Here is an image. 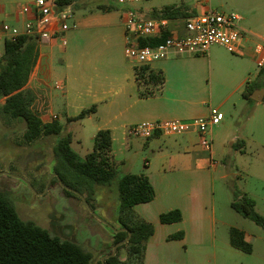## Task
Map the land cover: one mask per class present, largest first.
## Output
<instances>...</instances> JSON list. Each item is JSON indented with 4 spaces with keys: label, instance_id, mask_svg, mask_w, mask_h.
Listing matches in <instances>:
<instances>
[{
    "label": "crops",
    "instance_id": "obj_1",
    "mask_svg": "<svg viewBox=\"0 0 264 264\" xmlns=\"http://www.w3.org/2000/svg\"><path fill=\"white\" fill-rule=\"evenodd\" d=\"M34 1L0 0V22L23 27L33 17L20 15V8ZM52 1L58 3L59 10H70L71 28L52 41L37 42V62L25 89L44 94L50 112L58 117L66 134L72 135V127H88L94 141L100 130H110L114 157L125 168L124 173L134 174L139 166H135L132 157L144 155L143 166L136 174H146L156 192L152 202L134 208L138 217L155 228L147 243L144 264L174 259L188 242L205 247L216 226L210 191L218 173L222 180L229 177L223 173L228 165L219 162L212 166L211 159L226 156L230 148L231 155L244 156L241 149L246 142L264 149V97L262 101L253 99V96L260 99L259 90L264 89V68H258L254 53L256 44L264 40V1L250 0L251 5L240 16L239 27L245 37L235 52L213 46L204 55H173L146 66L165 76L162 91L149 98L139 96L135 70L143 66L125 55L124 22L129 6L115 0H69L65 5L59 4L61 0ZM168 1L161 8L139 10L144 17L163 19L159 17L166 7L182 3ZM192 5L196 14L204 11ZM166 20L167 36L187 34V20ZM4 45L0 30V56ZM57 82L64 85V90L54 88ZM247 87H255L252 102L243 96ZM92 107H96V113L83 120L67 121ZM213 108H219L225 118L210 128L211 153L204 150L199 134L194 131L170 136L157 134L150 139L127 134L129 127L144 122L208 118ZM248 176L262 189L259 194L249 188L245 192L258 209L260 201L264 205V158L250 165ZM176 209L182 212L183 220L162 224L161 215ZM257 212L264 216V210ZM181 232L184 239L168 240Z\"/></svg>",
    "mask_w": 264,
    "mask_h": 264
},
{
    "label": "trees",
    "instance_id": "obj_2",
    "mask_svg": "<svg viewBox=\"0 0 264 264\" xmlns=\"http://www.w3.org/2000/svg\"><path fill=\"white\" fill-rule=\"evenodd\" d=\"M61 0L59 4H68ZM196 14L190 3L166 7L159 18L187 20ZM167 37V35L165 36ZM162 40H146L143 45H156ZM38 49L34 39L21 37L17 41L7 40L4 52L0 56V106L3 114L13 120L26 123L24 139L34 143L39 139L58 137L53 148L54 168L57 178L53 184H60L59 179L69 188L84 195L91 208L94 205L96 187H115L118 205L115 209L117 228L128 231L113 234V245L125 241L129 232L131 240L119 247L115 257L106 260V264H144L149 239L154 235L153 224L138 217L134 211L139 204L152 202L156 197L155 189L146 174L124 173L121 163L117 162L113 151V138L110 130H100L94 138L93 150L82 160L72 148V135L64 134V126L59 120L44 123L32 110V93L26 90L30 76L37 62ZM140 98H149L160 93L165 84L162 72L148 67L135 70ZM255 87H247L244 98L252 102ZM2 101H5L2 104ZM96 113V107L83 111L68 122L79 121ZM236 147V145L234 146ZM243 152V150H241ZM59 178V179H58ZM68 197L79 198L76 194L63 189ZM234 211L253 221L264 229V216L256 211V202L240 190L234 191L231 203ZM183 220L180 210L163 213L162 224L179 223ZM184 233L174 234L168 240H182ZM230 244L237 250L251 254L253 246L246 240L245 232L232 227ZM126 250V259L121 258V251ZM94 256L81 245L53 236L51 232L32 221L23 220L11 200L0 192V264H92ZM102 264V262H99Z\"/></svg>",
    "mask_w": 264,
    "mask_h": 264
},
{
    "label": "rangeland",
    "instance_id": "obj_3",
    "mask_svg": "<svg viewBox=\"0 0 264 264\" xmlns=\"http://www.w3.org/2000/svg\"><path fill=\"white\" fill-rule=\"evenodd\" d=\"M249 1L211 0V6L219 12L236 13L241 16L251 5ZM168 2V0H152L129 7L138 11L143 8L147 12L153 8H161ZM173 2H179V0H173ZM42 95H44L42 92L32 93L31 107L40 117L44 115V110L48 106V102ZM4 103L5 101H2V104ZM40 109H42L41 112ZM25 131L26 123L5 116L0 106V173L8 172L21 177L32 186L30 187L19 178L2 174L0 175V192L11 200L23 220L36 223L49 230L53 236L81 245L93 254L92 264H99L102 258L113 250V234L106 225L89 212L80 197H68L61 184H53L56 177H53L49 184L50 178L54 175L53 148L58 137L51 136L34 143H27L24 139ZM70 131L75 138L72 148L84 160L88 152L93 150V133L88 127L79 129L72 127ZM78 139L81 143L77 142ZM241 150H243L242 154L245 153L244 156L240 153L235 154L236 156L231 155L230 148L226 156L215 159L217 163L228 165L223 173L228 174L229 177L222 180L221 174L218 173L214 189L210 191L216 216L215 234L213 235V231L210 232V242L203 248L188 242L183 246V252L180 255L171 260L163 259L159 261L160 264H264V229L242 217L231 207L236 189L242 193H245L247 188L258 194L262 192L261 186L253 182L248 174L250 165L254 166L257 159L264 158V149L246 142L245 148ZM134 156L132 160L135 166H139L135 168L139 169L143 166L144 155ZM252 160L255 162L252 163ZM121 168L125 170L124 167L121 166ZM138 169H134V174ZM234 172L237 175H234ZM93 203L97 214L117 228L114 214L118 205L116 188L97 186ZM257 210H264L261 201ZM232 227L245 232L246 240L253 246L251 254L231 246L230 229ZM126 255V250H122L123 260L126 259Z\"/></svg>",
    "mask_w": 264,
    "mask_h": 264
},
{
    "label": "built area",
    "instance_id": "obj_4",
    "mask_svg": "<svg viewBox=\"0 0 264 264\" xmlns=\"http://www.w3.org/2000/svg\"><path fill=\"white\" fill-rule=\"evenodd\" d=\"M124 6H136L152 0H115ZM182 3L194 4L204 11L193 15L186 21L187 34L179 36L171 34L165 37L168 30L166 19L144 17L136 9L129 8L125 15L126 31V57L138 66H149L152 63L169 59L173 55H204L213 46H221L228 52L237 50L244 31L239 27L240 15L236 13H223L211 7V0H179ZM19 14L31 16L33 19L25 21L23 27L0 22V30L4 41H17L21 37H29L35 42H49L58 35L70 30L71 12L69 9L59 10V5L52 0H35L32 5H24ZM162 40L156 45H143V41ZM257 55L258 68H264V40L258 42L254 48ZM54 88L64 90L62 83H55ZM43 109V108H42ZM40 109V112L42 111ZM46 121L57 120L48 108L40 117ZM225 116L219 108H213L208 118H197L192 121L167 120L144 122L131 126L127 130L129 137L150 139L157 134L177 135L188 132H197L205 151L212 152V138L210 128L219 125ZM211 165L216 166L217 161L211 159Z\"/></svg>",
    "mask_w": 264,
    "mask_h": 264
},
{
    "label": "water",
    "instance_id": "obj_5",
    "mask_svg": "<svg viewBox=\"0 0 264 264\" xmlns=\"http://www.w3.org/2000/svg\"><path fill=\"white\" fill-rule=\"evenodd\" d=\"M259 92L262 94V97H261L260 99H258V98H256L255 96H253V99L258 100V101H262V99H263V97H264V89L259 90ZM2 174H6V175H9V176H12V177L19 178L20 180L24 181L27 185H29L30 187H32V186L30 185V183H28L26 180H24V179L21 178V177H18V176L12 175V174H10V173H8V172H1L0 175H2ZM53 177H56V178H57L58 176H57V174L54 173V175H52V177H51L50 180H49V184H50V182H51V180H52ZM58 179H59V178H58ZM59 182H60L61 186H62L64 189H66V190H68V191H70V192L76 194L78 197H80V198L83 200V202L85 203V205H86L87 209L89 210V212H90V213H91L96 219H98V220L101 221L104 225H106V226H107V227H108L113 233H120V232L128 231L126 228H120V229H118V228L114 227L113 225H111L109 222H107L106 220H104L100 215L97 214L96 211H94V210L91 208L90 204L88 203V201H87V199H86V197H85L84 195H82L80 192H78V191H76V190H73V189L67 187V186L61 181V179H59ZM131 237H132V233L129 232V236H128V238H127L125 241L116 244V245L113 247L112 252H111L110 254H108V255H106V256H104V257L102 258V260H101V261H102V264H106V260H107V259L112 258V257H115L116 254H117V251H118L119 247L123 246L124 244H127V243L131 240Z\"/></svg>",
    "mask_w": 264,
    "mask_h": 264
}]
</instances>
